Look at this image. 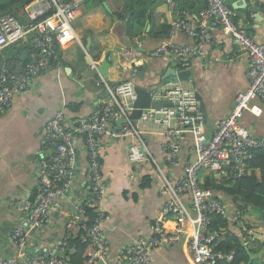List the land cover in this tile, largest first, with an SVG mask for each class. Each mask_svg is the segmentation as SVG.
Instances as JSON below:
<instances>
[{
    "label": "crops",
    "instance_id": "crops-1",
    "mask_svg": "<svg viewBox=\"0 0 264 264\" xmlns=\"http://www.w3.org/2000/svg\"><path fill=\"white\" fill-rule=\"evenodd\" d=\"M237 1L238 5H246L244 0H226L236 15L244 20L248 32L264 42V0H245L247 7L256 5L261 8L260 19L247 8L234 7ZM207 5V0H176L174 8L165 0H88L84 3L83 14L73 23L75 37L59 45L58 65L16 93L10 109L0 116V258L18 255L19 248L11 241V234L19 223H23L26 230L28 228L21 206L35 194L42 161L39 156L48 150L43 151L42 144L47 122L58 111L64 112L69 125L88 118L109 98L111 89L125 80L163 86V77L168 69H180L175 58L150 55L160 44L172 40L197 50L187 69L191 70L192 84L207 110L204 134L207 138L214 135L221 119L235 107L237 94L249 85L248 55L222 27L211 29L213 42L202 47L184 34L172 38L168 34H155L161 24L170 25L175 20L176 14L172 10L199 14ZM125 9L145 10L148 15L145 24L134 25L130 30L131 18L126 17ZM23 20L27 21L25 13ZM126 39L130 41L129 47L124 45L128 44ZM136 39L142 41V45L140 56L134 60L127 53ZM13 45L0 53L3 58L0 69L6 65L11 71L20 73L26 65L25 60L32 59V55L37 57L40 52L34 35L16 43V52L12 50ZM27 45L29 49H26ZM106 59L110 66L107 74L102 75L99 67ZM242 123L252 135L264 138L262 99L252 102ZM177 126L178 123L172 121V129L176 130ZM112 127L109 123V130ZM143 131L154 161L148 159L139 164H132L128 159L131 137L117 139L110 133L104 135L101 159L108 190L103 199V209L107 214L103 231L110 249L107 258L110 264L124 263L125 249L139 235H152L153 225L162 216L164 204L171 197L163 192L164 175L171 181L183 176L185 164L195 158L192 133L184 131L181 157L177 165L169 167L164 151L168 129L151 121L143 124ZM73 143L77 157L72 183L65 195L56 200L46 225L29 231L24 248L28 255L38 256L46 250L61 251V241L69 234L68 229L79 221L77 205L92 193L86 176L89 161L85 140L81 135H75ZM206 172L211 171L203 169L200 179ZM218 194L227 203L226 216L233 224L230 227L233 238L228 245L243 243L251 253H262L259 257H250V263L264 264V222L257 210L248 207L245 213L238 215L235 204L240 203L239 199ZM189 198L188 195L186 200ZM174 221L172 217L164 220L170 228ZM245 231L247 236L243 234ZM150 264L198 263L193 260L187 236L173 245L154 249Z\"/></svg>",
    "mask_w": 264,
    "mask_h": 264
},
{
    "label": "built area",
    "instance_id": "built-area-1",
    "mask_svg": "<svg viewBox=\"0 0 264 264\" xmlns=\"http://www.w3.org/2000/svg\"><path fill=\"white\" fill-rule=\"evenodd\" d=\"M20 1V0H14ZM88 0H30L24 11L27 21H21L13 13L0 17V53L9 45L16 44L28 35H34L40 58L32 59L20 73L11 71L6 65L0 69V116L12 106L16 93L25 90L39 75L58 65L57 44H65L75 37L73 23L83 14V5ZM170 6L176 0H165ZM208 5L199 14L188 11H173L175 20L168 33L170 38L184 34L196 40L202 47L213 42L211 29L222 27L249 59L247 71L249 85L236 96L235 107L218 124L210 138L204 134L206 118L200 111V100L196 89L189 80L171 79L163 86L151 90L153 100L171 102L172 106L142 109L139 119L134 120L131 113L138 100L136 83L125 80L111 89V94L88 118L69 125L63 111H58L46 124L42 141L43 151L57 145L58 149L41 161V170L33 198L26 200L21 210L28 222L15 226L11 241L19 248L13 258L2 260L1 264H65L58 252L46 250L38 256L28 255L24 250L29 231L46 225L56 200L63 197L72 183L76 168L75 135H81L87 147L89 167L87 182L92 191L83 203L77 205V220L84 218L87 208H94L97 216L90 227H86V238L96 247L91 255L93 264L101 259L107 260L110 249L104 235L103 226L107 214L103 209V199L108 190V181L102 172L101 150L104 135L113 138L131 137L128 146V159L139 164L154 158L148 149L143 124L153 121L168 129L164 145L165 160L169 167L177 165L183 150L184 131L195 137V158L185 164L184 175L171 181L164 175L163 192L171 197L165 202L162 216L154 223L151 236L139 235L125 249L126 264H150L152 251L161 246L173 245L183 237H189V248L193 260L198 264H227L234 253L214 251L212 242L220 236L219 230H209L213 214L227 217L228 206L225 200L212 188L201 185L200 172L210 169L214 175L242 177L257 149H264V138L252 135L243 125L245 113L252 102H264V42L253 37L246 26L235 21L236 11L226 0H207ZM58 37L56 43L54 36ZM142 41L136 39L135 45L127 55L136 60L141 54ZM197 50L190 45L177 44L172 40L156 47L150 55L157 58H175L180 70L190 67L191 59ZM124 120L122 124H118ZM172 121L179 128L172 129ZM109 123L113 127L109 130ZM190 196L186 200L187 196ZM174 218V226L168 227L164 220ZM64 241H62V244ZM123 259V261H124Z\"/></svg>",
    "mask_w": 264,
    "mask_h": 264
},
{
    "label": "trees",
    "instance_id": "trees-1",
    "mask_svg": "<svg viewBox=\"0 0 264 264\" xmlns=\"http://www.w3.org/2000/svg\"><path fill=\"white\" fill-rule=\"evenodd\" d=\"M29 1L0 0V17L6 13H13L19 20L24 21V7ZM125 12L127 14L126 17L131 18L130 30L134 25L143 26L148 18L145 10L136 11L134 9H125ZM235 21L240 26L245 25L244 20L240 19L238 15L235 16ZM170 29L171 24H161L155 34L167 35ZM58 48L59 44L55 47L57 55ZM26 49H29L28 45ZM12 50L16 52L15 44ZM15 55H18V53ZM30 59L31 57L27 58L25 63L27 64ZM1 60H3L2 57H0ZM7 60L9 61V59ZM57 62H59L58 58ZM201 185L205 188H212L216 192L225 194L228 197L238 198L240 203L235 204L239 211V213L237 212L238 215L241 212L245 213L248 207H252L257 210L260 218L264 222V149H257L254 152L253 158L248 162L247 171L242 177L235 178L233 176H227L217 178L213 173L206 172L203 173ZM96 216L97 212L94 208H87L83 220L77 221L68 229L69 234H67L62 244V258H69L65 264H93L91 255L95 252L96 247L89 238H86V227H90L93 224ZM236 222H239V219ZM231 224V220L221 214L212 215L209 230H219L220 236L212 242L211 247L214 251L234 253L233 259L227 264H251L250 256L244 248L243 243L234 246L228 245V241L233 238L230 228ZM223 228L225 230L222 231ZM246 233L247 231L243 232L244 236H247ZM262 247L264 248V243H262ZM122 264L126 263L124 262Z\"/></svg>",
    "mask_w": 264,
    "mask_h": 264
},
{
    "label": "water",
    "instance_id": "water-1",
    "mask_svg": "<svg viewBox=\"0 0 264 264\" xmlns=\"http://www.w3.org/2000/svg\"><path fill=\"white\" fill-rule=\"evenodd\" d=\"M243 2H245V6H241V5H238V1L236 4H234V7L236 8H240V9H246L249 11V12H252V13H255L256 16L260 19V14H261V8L256 6V5H251V6H248L247 7V3L246 1L244 0ZM54 39L56 41V43H58V37L55 35L54 36ZM127 41L129 39H126ZM129 42L128 41V44H124V45H127L129 47ZM125 43V42H124ZM40 52V50H38V53ZM41 56L40 55H37L36 59H39ZM110 66V62L108 61V59H106L103 63V65L101 67H99V71L102 75H106L107 72H108V67ZM191 77H192V73H191V70L190 69H184V70H175L173 68H169L167 73L164 75L163 77V82L166 83L167 81L173 79H180V80H191ZM155 85H141L139 83H136V90H137V93H138V100L136 101L135 103V109L133 110V112L131 113V117L134 119V120H137L139 119L140 117V114H141V111L142 109H145V108H161L163 105L165 106H172V103L171 102H162V101H158V100H153L152 97H151V90L155 89ZM196 96L197 98L200 100V111L204 114L205 118L207 119L208 118V115H207V110H206V107H205V104L203 102V99L202 97L199 95V93H196ZM124 122V120H120L118 122V124H122ZM210 121H208L209 123ZM58 149V146L55 145L53 146L52 148H49L47 150V152L45 153H42L41 156H39L40 159H44V158H48L50 156V154L52 152H54L55 150ZM77 157V156H76ZM62 242V241H61ZM248 254L250 255L251 258H254V257H259L261 256L262 253H259V254H253L249 251V249H246ZM54 253L56 251H53ZM263 252H264V249H263ZM58 253L60 255H62V251H58ZM8 259L7 256H4L2 258H0V264H1V261L2 260H6ZM96 264H110L108 263L107 260H103L101 259L100 261H98Z\"/></svg>",
    "mask_w": 264,
    "mask_h": 264
}]
</instances>
